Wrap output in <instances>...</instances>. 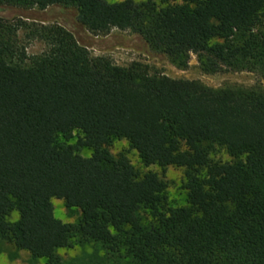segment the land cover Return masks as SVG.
Returning a JSON list of instances; mask_svg holds the SVG:
<instances>
[{
  "label": "trees",
  "instance_id": "obj_1",
  "mask_svg": "<svg viewBox=\"0 0 264 264\" xmlns=\"http://www.w3.org/2000/svg\"><path fill=\"white\" fill-rule=\"evenodd\" d=\"M7 9L19 14L0 13V253L264 264V86L211 87L89 49L130 31L178 68L194 54L206 74L264 80V0H0ZM53 198L80 218H57ZM77 245L104 253L66 263Z\"/></svg>",
  "mask_w": 264,
  "mask_h": 264
},
{
  "label": "rangeland",
  "instance_id": "obj_2",
  "mask_svg": "<svg viewBox=\"0 0 264 264\" xmlns=\"http://www.w3.org/2000/svg\"><path fill=\"white\" fill-rule=\"evenodd\" d=\"M108 1H118V0H108ZM138 1V0H136ZM61 8L59 6H52L50 11L53 13H59ZM74 10L72 13L74 14ZM4 17L14 19L19 12L14 9H7L0 12ZM62 19H65L61 16ZM28 20V19H27ZM68 25L73 26L71 19H65ZM120 35L123 38H129L130 40H123L119 37H112L111 35ZM24 31L21 30L19 36L22 38ZM113 44H119L113 46ZM45 49V44L40 40H33L28 44L29 54L41 53ZM94 56L105 55L110 57L116 64L119 65H129L134 61L140 62L147 66L150 73H162L173 78H184V79H197L202 81L204 84L211 87H225V86H243L251 87L255 85H263L264 80L254 72L242 71H224L216 74H206L204 73L198 64L196 55H192L190 65L186 69H181L172 64L169 59L158 52H155L150 47H148L142 39L130 31L114 30L111 32L106 42H101L98 45L89 48ZM76 137L71 140L75 142ZM124 144H115L111 147L113 152H118ZM90 151L84 150L83 154L88 155ZM168 173L170 178L175 179L178 183L180 182L179 177L181 172L176 168H169ZM173 198L178 199L179 205L186 203V198L184 197V191L179 188L172 189ZM182 195V196H181ZM186 196V191H185ZM54 214L57 218L63 220L64 222H75L81 216V211L77 208L69 210L63 199L53 198ZM96 245H86V246H75L69 249L61 250L66 263L68 262H91L94 254L103 255V250L97 252ZM0 264H46V258H39L34 261L31 259V255L28 251L22 250L17 258H11L7 252L0 253Z\"/></svg>",
  "mask_w": 264,
  "mask_h": 264
}]
</instances>
